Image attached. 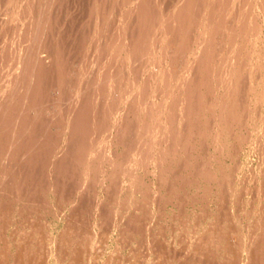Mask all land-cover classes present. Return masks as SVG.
Returning <instances> with one entry per match:
<instances>
[{"label":"bare ground","instance_id":"obj_1","mask_svg":"<svg viewBox=\"0 0 264 264\" xmlns=\"http://www.w3.org/2000/svg\"><path fill=\"white\" fill-rule=\"evenodd\" d=\"M58 1L59 0H0V9H1V7L4 8V11L2 10L3 13H0L2 16V17H0V18H2V22H0L1 23L0 24V151H2V152L4 151V153L2 155L5 156V158H9L12 162L14 161V163L16 161V164L14 167L17 168V173H16V171H11L8 173H6V172L0 173V175L2 176L1 179L4 178V179H6V181L14 179V180H17L16 182H18L19 178L23 177V176H20L21 173H23L24 169L27 170L26 166L27 167L29 166L28 171H25V172H27V173H25V174H27L26 177L27 178H28V176L31 177L30 176L31 173L34 177H37L36 176L37 174L34 175V173H36V171H34L33 168L36 167V165H38L40 171L44 170V169H42L43 163L39 164V161H42L41 158H42L43 153L45 154L46 152H48L47 148L50 149L51 151L58 148L59 156L61 157V159L59 160V163L57 165L54 164L53 168L55 169V173L53 174V176H55V174L56 175L60 174L62 177V175H64L68 169V164L73 163V162H69V161H73L71 159H73L75 157V155H78L77 160L80 159L79 155H81V154H82L81 157H83V158H84V156L86 157V160L82 158L83 163L85 164V165L84 164L83 165L84 166L87 165L86 170L90 172V170L88 169L89 163L92 164V163H94V160L96 162L97 160H102L105 156H108L105 153H107L106 148H107V143H108L109 139H110V142H113L111 140H116L118 145L120 142L121 143L123 142L122 144L125 145V150L122 148L124 150V156L123 157H122V155H121V158H118L116 156H112L113 159L110 162H108V160L105 159L104 162H107V164L109 165L108 166L109 175H110V172L112 174V173H114V171H118L122 175H128L129 172L131 171V170L129 171V169H132V167H133L132 163H134V164L137 163V165L139 164L141 168H142L141 165H143L145 167L144 164L148 165L149 163H152L157 168L159 166L161 168V164L165 163L166 159H167V162H168V160L174 162L177 152H182L184 154L186 153V151L182 148L187 146V143L189 141L188 138L192 137L190 135L195 130L201 135L200 138L209 140L208 137L210 134H208L207 131H209V133H210L212 128L216 126L217 128H215V129H217V130H216V132H214L215 135H213V136L210 135L211 139L214 140L213 142H215L213 145H215L217 143L218 138L220 137V135L222 133H223L222 135L224 136L223 130L225 128H223V124H225V127H226V124L230 125V123H232L235 118L237 119L236 114L234 112V110H235L234 108H236V106H235L236 101H235L234 95H235V91L237 92V89L239 87V85H238L239 76L242 79L241 76L243 75L242 73L245 69H247L249 71V68H250V70L251 69L253 70V69H258L260 67L258 56L256 57L257 59L253 63H250V60L254 54V50L256 48V42L259 39V36H260L261 31L263 30V26H264V24H263L264 17H262V16H264V9H263V6H260L261 4L264 3V0H170V1L167 0V4L166 5L162 4V6L161 5L159 6V4H156L157 3L156 0H153L155 3L152 2L151 0H88L89 1L88 3H92L90 5V8H88L89 9L88 18H87L88 23L86 24V22H85V24L81 25L82 27L80 28V32H81L82 31L81 29L85 26L84 29L86 28V31L85 32L82 31V34H81L76 28L77 25H75L76 29L74 30V27H73V30L74 31L77 30L78 31L77 33H80L82 37L79 36L78 41L75 43L73 41L72 35H75L76 33L72 34V31H70L71 32L70 33V35H71L70 39H72L71 44H69V43L65 44L63 37H62V34H61L62 32L57 33L58 31H56V29L58 30L60 28L59 25H58L59 28H57V26H56L57 22L61 21V20H59V18H57L56 13L61 12V10L64 7L62 5L63 7L60 8L61 10L59 12H57L58 10L56 8L59 9L58 6L61 5V4L56 5ZM76 1L77 0H75V2ZM82 1H84V0H82ZM72 2H74V1H72ZM66 3L69 4L68 2H66ZM66 3H65V5H66ZM86 3H87V1H86ZM80 4H82V3H80ZM70 5H71V2H70ZM82 5H80L79 7H81ZM74 7H73V9H74ZM54 9H55V12H54ZM71 10H72V8H71ZM80 10H77V12L79 13ZM2 11H0V12H2ZM84 11H81V13ZM62 12H63V10H62ZM72 12L75 15L78 14L77 12H75V10L74 11L72 10ZM59 15H61V14H59ZM64 16H67V15H64ZM71 16H73V15H71ZM71 16H70V18H71ZM77 17H78V15H77ZM70 18H68V19H70ZM66 19H67V17H65V20ZM74 19H73V22L76 21L77 18L75 20ZM57 20H59V21H57ZM81 22L82 21H80V23ZM76 24H77V22H76ZM82 24H83V22H82ZM62 25H65V24H62ZM65 26L69 27V26H71V24L70 25L68 24V26L67 25H65ZM65 26L63 28L66 31ZM79 27H80V24H79ZM61 30L62 29H60L59 31H61ZM67 32H65V33H67ZM64 37H66V39H67L68 36H64ZM72 45L76 46L77 48L73 47ZM259 55H260V53H259ZM245 61H247V62H245ZM245 63H246V68L244 69ZM263 68H264V66H263ZM246 71H245V73H246ZM261 73H259V74H261ZM256 77H258V75ZM243 78H244V76H243ZM263 78H264V76H263ZM257 79L259 80L261 78L259 77ZM244 80H245V78L242 81H244ZM245 82H243V83L245 84ZM247 82H248L247 85L244 86L245 92L247 91L246 92L247 94L249 93V94L253 95L254 92H256L257 90H259L262 87V90H261L262 95L260 93L261 97H260V95H258V96H256V98L257 99L258 98L259 99L264 98V79L262 81V86H259L258 85L259 82L257 84V82H255V80H253V78L251 77V72L249 71ZM242 84H240V85L242 86ZM258 87H260V88L257 89ZM244 88H243V90H244ZM242 91H241V93H242ZM258 92H260V91H258ZM243 93H244V91H243ZM240 94L238 93V95H240ZM251 95L249 97H251ZM255 95L256 94H254V96ZM237 97L238 96L236 95V98ZM246 98H247V95H246ZM252 98L254 99V97H252ZM247 99H249V98H247ZM257 99H256V101H257ZM236 100L238 102V99H236ZM242 100H246V99H242ZM250 100H251V98H250ZM253 102H255V101H253ZM258 103H261V102H257L255 104L258 105ZM244 104L246 105L249 103H244ZM249 109H250V107H249ZM251 109H254V108L252 107ZM9 110L12 113L6 115L7 113L5 114V112H7ZM243 110H242V112H243ZM250 110H248V111H250ZM255 110H253V111H255ZM256 112H257V110H256ZM247 113L249 114V112H247ZM250 115H252V114H250ZM44 116H45V119H44ZM209 118L210 119L215 118V119H212L211 122H209V121L206 122V120ZM246 119H249V116L246 115V113H245L244 119H243L244 122ZM240 120L242 122V119H240ZM262 123L264 124V117L262 119ZM237 124H239V122ZM248 124L249 123H247V125ZM261 126H263V125H261ZM48 129L50 131H48ZM215 129H214V131H215ZM229 130H230V128L227 131H229ZM108 131H113L114 134L112 135V132H111L112 136H110L108 134ZM241 131H242V129H241ZM230 132H231V130H230ZM260 133H262V132L260 131ZM231 134H233V132H231ZM252 136H254V135H252ZM231 137L232 136H230V138ZM236 137H238V136H236ZM63 138L66 140L63 141L62 140ZM222 138L224 139L225 137H222ZM261 138H263V137H261ZM59 140H60V142H59ZM226 140H227V138H226ZM237 140H238V138H237ZM198 141H200V140L198 139ZM222 141L224 142V140H222ZM248 141H249V139H248ZM110 142H109V144H110ZM193 142H194V140H193ZM200 142L202 143L204 141H200ZM235 142H238V141H235ZM258 143H256V144H258ZM178 145H180L181 148L177 147ZM221 146L223 147L224 145H221ZM238 146H237V148H238ZM249 146H251V145H249ZM201 148H202V146H201ZM110 149H108V150H110ZM185 149H187V148H185ZM215 151L219 152V150H215ZM204 152H206V151H204ZM48 153H46L45 155L47 156ZM120 153H116V155H118ZM83 154H84V156H83ZM110 154H113V152L112 153L110 152ZM110 154H109V157H111ZM69 155L70 156L72 155L73 158L71 157V159H69L68 158ZM39 156H41V158L37 162V157L39 158ZM46 156H43V157L46 158ZM187 156H188V154H187ZM199 156H202V155H199ZM213 156H217V155H213ZM23 158L26 161V164H24L26 166H22V168H21L20 165H17L19 163V162L17 163V161H21L20 159L23 160ZM209 158H211L210 155H209ZM82 159H80V160H82ZM134 160H135V162H134ZM219 160H216V161H219ZM25 161H23V162H25ZM203 161H204V159H203ZM187 162H190V160ZM97 163H101V162H97ZM97 163H96V165H97V167H99L100 165L98 166ZM181 164H183V163H181ZM139 165L137 168H139ZM194 165H192V166H194ZM55 166H56V168H55ZM179 166H181V165H179ZM179 166H177V167L179 168ZM197 166H199V165H197ZM215 166H216V163H215ZM217 166L219 167V165H217ZM23 167H25V168L23 169ZM75 167L77 168V166H74V169H75ZM188 167H190V166H188ZM188 167H187V169H188ZM9 168H8V170H9ZM45 168H46V166H45ZM90 169H91L90 173H92V167ZM167 169H169V168H167ZM180 169H183V167ZM189 169H191V168H189ZM70 170L72 171L73 169H70ZM105 170H106V168H105ZM193 170L195 173L196 169H193ZM202 170H203V168H202ZM205 170H208V169L206 168ZM95 171L98 172V170H95ZM141 171H142V169H141ZM183 171H181V172H183ZM218 171H221V170H218ZM73 172H74V170H73ZM89 172H87V173L89 174ZM93 172H94V170H93ZM103 172H105V171H102V173ZM134 172H136V170H134ZM222 172L224 173V171H222ZM76 173H77V171H76ZM178 173H180V172H178ZM188 173H189V171H188ZM192 173H193V171H192ZM220 173L221 172H219V174ZM228 173H230V171ZM25 174H23V175H25ZM41 174L46 175L47 173L45 174V172H44V174H43V172H42ZM67 174H68V172H67ZM80 174H79V176H81ZM93 174L97 175V173H92V175ZM117 174L118 173H116L115 177H117ZM139 174H141V173H139ZM156 174L158 175L159 173H156ZM190 174H191V172H190ZM197 174H198V172H197ZM48 175H46L45 178H47ZM84 175H85V173H84ZM87 175H85L86 176L85 178H87ZM134 175H135V173H134ZM168 175H167V178H168ZM79 176L77 175V178ZM172 176H174V175H172ZM199 176H200V174H199ZM38 177H40V175H38ZM56 177H58V176H55L54 178H56ZM61 177H60V179H61ZM65 177H66V174H65ZM113 177H112V180L115 178V177L114 178ZM135 177H139V176L136 175L133 178L135 179ZM163 177H166V176L163 175ZM185 177H184V179H182V181L185 180ZM208 177L207 178L204 177L202 179L203 180L208 179ZM221 177H225V176H221ZM50 178H51V176H50ZM67 178L70 179L69 177H67ZM72 178H73V176L71 177V179ZM98 178H96V179H98ZM122 178H124V177H122ZM139 178H141V177H139ZM210 178H212V177H210ZM215 178H216V176H215ZM37 179L39 182H41V180H39V178H37ZM56 179H55V181H57ZM60 179H58V180H60ZM82 179H83V177H82ZM200 179L201 178H199V181H200ZM232 179H233V177H232ZM34 180H36V178ZM73 180H74V178H73ZM114 180H116V179H114ZM114 180H113V182H114ZM126 180H127V178H126ZM53 181H54V179H53ZM93 181H95V179ZM138 181H139V179H138ZM0 182H2V181H0ZM45 182H46V179H45ZM78 182H76V183L79 184ZM85 182H86V180L84 181V184H85ZM97 182L99 183V179ZM113 182H112V184L111 183H108V184H111L113 187V185H114ZM119 182H121V181H119ZM126 182H124V183H126ZM136 182L137 181H135V183ZM169 182H170V179H169L168 183ZM221 182H219V183H221ZM6 183L8 184L9 182H6ZM25 183L28 184L26 180L24 181V184ZM46 183L48 184V181ZM68 183H69V181H68ZM135 183H133V184H135ZM160 183H162V182H160ZM163 183H164V181H163ZM64 184H67V183H64ZM142 184H145V183L143 182ZM3 185L4 184H0V199L3 197L4 190L6 189V188H4ZM37 185L38 186L41 185V189H42L41 183L40 184L37 183ZM37 185L35 187H38ZM60 185H57V187ZM137 185H136V187H137ZM146 185H148V184L146 183ZM179 185H180V183H179ZM16 186H19V184H17ZM16 186L14 187V185H13L12 186L13 188H11V191H13V189L16 188ZM24 186H26V185H24ZM24 186H22V187H24ZM30 186L32 187V184ZM30 186H29V189L31 188ZM106 186H108V185H106ZM172 186H173L172 188H174V184ZM103 187H104V185H103ZM115 187H116V185H115ZM117 187H118V185H117ZM138 187H141V186L138 185ZM154 187H155V185H154ZM168 187H169V185H168ZM73 188H71V192H72ZM122 188H124V187H122ZM151 188L152 187H150V189ZM8 189L9 188L6 189L7 190V191H5L6 193H8ZM38 189H40V188L38 187ZM38 189H35V190L37 191ZM78 189H80V188H78ZM84 189H82V190H84ZM113 189H114V187H113ZM113 189H111V190H113ZM117 189L118 188H115L116 191H117ZM163 189H164V187H163ZM165 189H166V187H165ZM182 189L184 190V188H182ZM22 190L24 191V188ZM82 190L79 193H81ZM120 190H121V187H120ZM134 190H135V187H134ZM186 190H188V189H186ZM186 190H184V192ZM219 190H221V189H219ZM25 191H27V190H25ZM42 191L44 193V190H42ZM47 191L48 190H46V192ZM56 191H57V189H56ZM65 191H66V189H65ZM76 191H79V190L76 189ZM122 191H123V189H122ZM168 191H169V189H168ZM10 192H9V194L13 193V192L12 193H10ZM20 192H21V188H20ZM29 192L30 191H28V193ZM89 192H90V189H89ZM110 192H108V193H110ZM125 192L127 193V191H125ZM128 192H129V190H128ZM36 193H37L36 195H39L38 191ZM43 193H41V194H43ZM58 193L59 192H57V194ZM74 193H76V192H74ZM138 193H140V192H138ZM142 193L143 192H141V194H140L141 196H142ZM144 193H146V192H144ZM13 194H15V193H13ZM26 194H27V192H26ZM33 194H35V193H33ZM50 194H51V192H50ZM63 194H64V192H63ZM110 194H112V193H110ZM44 195L46 196V194H44ZM69 195H71V194H69ZM116 195H115V197H117ZM132 195H134V194H132ZM168 195H171V194H168ZM182 195H185V194H182ZM32 196H29V197H32ZM64 196H65V194H64ZM124 196H126V195H124ZM187 196H188V194H187ZM23 197H24V194H23ZM37 197H39V196H37ZM13 198L16 200L15 197H13ZM62 198H63V195H62ZM66 198L69 199V197H66ZM169 198H170V196H169ZM190 198H191V196H190ZM40 199L41 198L39 197V200ZM55 199L57 200V197ZM140 199L143 200L144 198L142 197ZM58 200H60V199L58 198ZM89 200H91V198ZM146 200H148V199H146ZM155 200H156V198H155ZM223 200H224V198H223ZM5 201H7V200H5ZM29 201H30V198H29ZM124 201H125V199H124ZM45 202H43V203H45ZM71 202H73V201H71ZM132 202H133V200H132ZM206 202L207 201H205V204H206ZM3 203L4 202H2V204ZM7 203H8V201H7ZM24 203L25 202L23 201L22 206H24ZM27 203H29V202H27ZM123 203L125 204L126 201ZM8 204H10V202ZM8 204L5 207L8 206L9 208L12 209V207ZM99 204L100 203L98 202V205ZM106 204H107V202H106ZM128 204H127V207H128ZM131 204H133V203H131ZM39 205L41 206L40 203H39ZM120 205H121V203H120ZM46 206L50 207V205H48V204ZM88 206H90V205H88ZM137 206H138V204H137ZM18 207H17V209H18ZM74 207L75 206H73V208ZM120 207H123V206H120ZM134 207H133V209H134ZM42 208H43V206H42ZM55 208L57 209V207H55ZM73 208H71V209H73ZM17 209H15V211ZM25 209H27V208H25ZM30 209H31V207H30ZM52 209H54V207ZM114 209H116V207ZM259 209H262V208H259ZM0 210H1L0 213H2V214H4L6 212L5 211L6 209L2 210L0 208ZM9 210L10 209H8V211H7L8 214L10 211H12V210H10V211ZM20 210L23 211V209H20ZM58 210H59V208H58ZM108 210H110V209L108 208ZM108 210L106 209V212ZM142 210H143V208H142ZM34 212H35V210H34ZM21 215L23 216V214H21ZM72 215H70V216L72 217ZM104 216H106V214ZM104 216H103V218H104ZM62 217H64V214L62 215ZM66 217H67V215H65V218ZM260 217H261V215H260ZM30 218H31V216H30ZM67 218H70V217L68 216ZM62 219H64V218H62ZM255 219L256 218H254L253 220L256 221L257 219L256 220ZM22 220H24V219H22ZM66 220L69 221L68 219H66ZM66 220H65V222H66ZM254 221H252V222H254ZM75 222H76V220H75ZM75 222H74V224H75ZM88 222L85 226L90 224ZM38 224H39V222H38ZM218 224H219V227H221L220 226L221 223H218ZM253 224H256V223L254 222ZM79 225H80V223H79ZM230 225H228V226H230ZM29 226H31V224H29ZM256 226H257V229H255V227H254V232L252 231L253 232L252 243H251V241L249 242V240L247 241V242H249L250 246L246 245V247L249 246V249H247V250L245 249L247 252V254L245 256H247L249 264H264V213H263L262 223H259ZM249 227L250 226H248L247 228H249ZM34 228H35V226H34ZM215 228H217L216 225H215ZM22 229H23V227H22ZM124 229H126V227ZM23 230H22V232H23ZM28 230H30V229H28ZM75 230H76V228H75ZM88 230H85V231L87 232ZM131 230H132V228H131ZM214 230H212V231H214ZM251 230H253V229H251ZM41 231L42 230H40V232ZM63 231H64V229H63ZM220 231H219V234L222 233V231L221 232ZM14 232H15V234H17L16 231H13V233ZM249 232H251V231H249ZM67 233H69V232H67ZM216 233H218V231H216ZM244 233L247 234L246 232H243V234ZM22 235L24 236V234L21 233V235H19V237ZM215 235H217V234H215ZM25 236H26V234H25ZM33 236L35 237V235H33ZM218 236L220 237L221 235H218ZM222 236L224 239V235H222ZM243 236H245V235H243ZM34 237H32V238H34ZM39 237H40V239H42L40 235H39ZM64 237L66 238L67 235ZM68 237H67V240L65 239V241H68ZM226 237H228V236H226ZM46 238H47V236H46ZM79 238H81V237L79 236ZM253 238H255V240H253ZM59 239H60V237H59ZM209 239H210V241H212L211 238H209ZM209 239H207L208 242H210ZM26 240H27V238H26ZM51 240H53V239H51ZM42 241H43V239H42ZM63 241L61 240L60 243H62ZM204 241H205V239H204ZM243 241H245V240L243 239ZM13 242H15V241H13ZM36 242H38V241H36ZM69 242H68V245L70 244ZM205 242H203V243H205ZM216 242H218V241H216ZM43 243L44 242H42V244ZM52 243L55 244V241ZM77 243H78V241H77ZM197 243H199V240ZM239 243H237V244L239 245ZM29 244L31 246L32 243H29ZM56 244H57V242H56ZM65 244H67V243L65 242ZM210 244H212V243L210 242ZM228 244H227V246H228ZM237 244H236V246H237ZM252 244H253V246H255L254 248H253V246H251ZM6 245H7V247H10V246H8V244H6ZM24 245H26V244H24ZM83 245L86 246V242ZM202 245H204V244H202ZM30 246H29V248H30ZM45 246H46V244H45ZM227 246L225 245V247H227ZM233 246L231 247V249L233 248ZM22 247H24V246H22ZM59 247H60V245L58 246L57 249H60ZM77 247L81 248L79 245ZM209 247H210V245H209ZM225 247L223 249H225ZM26 248L24 247L20 252H18V254H16L14 264H44L43 262H40V260L36 261V260H33L32 258H30L29 253H28L29 248L28 249H26ZM42 248H44V247H42ZM202 248L205 249L206 251L208 249V248L207 249L205 248V245L202 246ZM240 248H242V247H240ZM68 249H73V247L68 248ZM101 249H103V248H101ZM194 249L196 250V248H194ZM203 249H202V253L204 251ZM223 249H221V250H223ZM226 249H229V248L227 247ZM231 249H229V252L231 251ZM235 249H236V247H235ZM235 249L233 248V250L236 251V253H237L238 248L236 250ZM198 250H200V248ZM243 250L244 249H242L241 251L244 252ZM1 251L2 252L0 255V261L3 262L4 260H6V256H4V255H6L7 253H4L3 249ZM6 251H7V249H5V252ZM39 251H40V249H39ZM206 251H204V252H206ZM207 252H208L207 253V255H208L209 250ZM224 252H226V251H224ZM199 253H201V252H199ZM202 253H201V256H202ZM240 253L241 252H239V254ZM10 254H7V255L10 256ZM50 254L51 253H49V255ZM76 254H77V252L74 255H76ZM81 254H82V252H81ZM210 254H211V252H210ZM232 254H234V252ZM53 255H51V256H53ZM61 255L63 256L64 254H61ZM222 256L225 257L224 255H222ZM229 256H230V254L227 257L229 258ZM13 257H15V256H13ZM13 257L11 255V258H13ZM33 257H35V256H33ZM57 257H58V255H57ZM76 257L77 256H75V257L73 256L72 259H75ZM191 257H193V256H191ZM233 257H234V255H232V257L230 259H232ZM240 257H241V255L239 256V258ZM49 259H50V257H49ZM60 259H62V258H60ZM212 259H214V258H212ZM212 259H210V260H212ZM43 260H44V258H43ZM186 260H188V258ZM197 260H199V259H197ZM239 260L242 261V259H239ZM239 260H236V262L237 261L239 262ZM62 261L63 260H61V262ZM70 261H71V259H70ZM80 261H79V264L82 262V261L81 262ZM205 261H206V257H205ZM226 261H225V263L228 264ZM64 262H65V260H64ZM132 262H133V260H132ZM200 262L202 264L203 260H200ZM200 262H199V264H200ZM230 262L232 264V261H230ZM230 262H229V264H230ZM190 263H191V261H190ZM206 263H207V261L204 262V264H206ZM74 264H75V262H74Z\"/></svg>","mask_w":264,"mask_h":264},{"label":"rangeland","instance_id":"obj_2","mask_svg":"<svg viewBox=\"0 0 264 264\" xmlns=\"http://www.w3.org/2000/svg\"><path fill=\"white\" fill-rule=\"evenodd\" d=\"M61 1L59 0L57 2L56 5H58V4H61V5L58 6L59 9L58 8H56V9L58 10L57 12H59L61 10L60 8H62L64 6L62 10H63V12L65 14L62 12V10H61V12L56 13L57 14V18H59V20H61L60 21L61 23L60 22H57V25L56 26H57V28H59V26H60V28L58 30L56 29V31H58L57 33H61L62 32L61 34H62V37H63V40H64L65 44H67V43L71 44V42H72V39H70L71 38V35H70L71 32L70 31H72V34L76 33L75 35H72L73 36L72 37L73 38V41L76 43L78 41V39H79V36H81L82 31L83 32L86 31V28L84 29L85 26L81 29L82 30L81 32H80V28L82 27L81 25H84L85 24V22H86V24L88 23V19H87L88 18V11H89L88 8H90V5L92 3H88L89 2L88 0H84V1L81 0L82 2L80 0H77L76 2H75V0H61ZM72 1H74L75 3L72 2ZM86 1H87V3H86ZM151 1L154 2L153 0H151ZM156 1H157L156 4H159V6L160 5L162 6V4H164V5L167 4V0H156ZM66 2H68L69 4H67ZM70 2H71V5H70ZM79 2L82 3L83 5L80 4ZM65 3H66V5H65ZM80 5H82V6L79 7ZM72 6L74 7V9H73ZM260 6H263V9H264V3L261 4ZM71 8H72L73 11L75 10V12H77V10H80L81 9L79 13L77 12L78 13L77 14L78 17H77V15H75L72 12ZM2 10L4 11V8L1 7L0 11H2ZM3 11L0 12V13H3ZM81 11H84V12L81 13ZM54 12H55V9H54ZM62 13L64 15H67V16H64ZM59 14H61V15H59ZM71 15H73V16H71ZM70 16H71V18H70ZM0 17H2L1 14H0ZM65 17H67V19H66L67 21L65 20ZM73 17L75 19L76 18L77 19L79 18L78 19L79 21L76 19V21L73 22V19H74ZM262 17H264V16H262ZM68 18H70V19H68ZM59 20H57V21H59ZM80 21H82L83 24H82V22L80 23ZM0 22H2V18H0ZM76 22H77V24H76ZM62 24H65L67 26H68V24L69 25L71 24V26L66 27L65 25H62ZM79 24H80V27H79ZM263 24H264V22H263ZM75 25H77V27ZM64 26L66 27V31L63 28ZM73 27H74V30L77 28V30L81 34L80 33H77L78 32L77 30L74 31L73 30ZM60 29H62V30L59 31ZM65 32H67V33H65ZM64 36H68L67 39ZM72 46L73 47H76L74 45H72ZM259 53H260V55H259ZM257 56L259 57L260 67L258 69H253V70L251 69L252 71L249 68V71L251 72V77L253 78V80H255V82H257V84L259 82L258 85L259 86H262V81L264 79L263 78V76H264V70H263L264 69L263 68V66H264V26H263V30L261 31V34L259 36V39L256 42V48L254 50V54H253V56H252V58L250 60V63H253L257 59L256 58ZM245 62H247V61H245ZM245 68H246V63L244 65V69ZM246 70L247 69H245L243 71V73H242L243 74L241 76L242 79L239 76V80L240 79L241 80L240 81L238 80L239 87L237 89V92L235 91V95H234V98H235V101H236V102L234 101L235 102V106H236V108H234L235 109L234 112L236 114L237 119L235 118L233 120V122L231 121L232 123H230V125L229 124L228 125L226 124V127H225V124H223V128H225L223 130L224 136L222 135L223 133L220 135V137L217 140V143L215 144L216 146L213 145L215 142H213L214 140L211 139V136L215 135L214 132H216V130H217V129H215V128H217L216 126L212 128V130H211L212 133L211 132L209 133V131H207V133L211 135V136L209 135V137H208L209 140L208 139H202V138H200L201 135L196 130L191 135L189 134L192 137H189L188 138L189 141L187 143V146L184 147V148H182V149H184L186 151V153H185L186 155L184 153H182V152H177V154L175 156L176 158H175V161H174L176 164L174 162L170 161V160H168V162H167V159H166L165 160V163H162L163 165L161 164V168H160V166L157 168L152 163H149L148 164L149 166L146 165V164H144L146 168L143 165H141L142 166V168H141L140 165L138 164L139 165V168H137L138 167L137 163L136 164L132 163L133 164V167H132V169H129V171L131 170L130 172L132 174L129 172L128 175H122L120 172L114 171V173H112L113 175L110 172V175H111L110 176L109 173H108V171H109L108 166L109 165L107 164V162H104L105 159H107L108 162H110L113 159L112 156H116L118 158H121V155H122V157L124 156V150H125V145L122 144L123 142L122 143L120 142L119 145H118V143L116 142V140H111L113 142H110V139H109V141L107 140L108 143H107L106 150H107V153L108 154L105 153L108 156H105L102 160H97L96 162L94 160V163H92V164L89 163L88 169L90 170V172H91V169L90 168L92 167V173H97V175H94L93 174L94 176L92 175V173H90L89 171L86 170V166L87 165L84 166L85 164L83 163V159L86 160V157L84 156V154H83L84 158L81 157V155H82L81 154V155H79V158L80 159L83 158L82 160H80V159L77 160V156L78 155H75L74 158H73L72 155L71 156L69 155V157H68L69 159H71V157L73 158V159H71L73 161H69V162H73V163L68 164V169L69 168L70 169H73L74 172H73V170L71 171L70 169L69 170L67 169V171L65 172L66 177H65V174L62 175V177H61L60 174L59 175L58 174L57 175L55 174V176H58V177H56L57 179L54 178L55 177V176H53V174L55 173V169L53 168L54 167V164L57 165L59 163V160L61 159V157L59 156V150H58V148L55 149V150H52V151L47 148L48 152L50 151L49 153L46 152V153H48L47 156L45 155L46 153L45 154L43 153L42 158H41V156H39V158L37 157V162L41 158L42 161H39V164L40 163H43V168L42 169H44V170L40 171L38 165H36V167L33 168V170L36 171V173H34V175L37 174L36 175L37 177H34L32 175V173L30 172L31 173V175H30L31 177L28 176V178H27L26 177L27 174H25L27 172H25V171H28L29 166L27 167L26 165H24V164H26L25 159L23 158V160L20 159L21 161H17V163L19 162L17 165H20L21 168H22V166H26V168H27V170H25L24 169L25 167H23L24 171L20 175V176H23L24 178L23 177L22 178L20 177L19 180H18V182H16L17 180H14V179L9 180V181L7 180L6 181V179H4V178H3L4 180L1 179L2 176L0 175V181H2V182H0V184H4L3 186L6 189L9 188L8 189V193L5 192V191H7L6 189L4 190V193H3L4 195L0 199V208L2 210L3 209H6L5 210L6 212L4 214L0 213V233H1L0 234V255H1V252H2L1 250L2 249H3L4 253H7V254H10L11 253L10 256L7 255V254L4 255V256H6V260L7 261L6 260H4V261L2 260L3 262L0 261V264H14L15 263L16 254H18V252H20L24 247L26 248L28 245L30 246L29 243H32V244H31L30 248L28 246L26 249L29 248L28 249V253H29L30 258H32L33 260H36V261H39L40 260V262H43L44 264H72V263L74 264V262H75V264H77V263L79 264V261L80 260L83 262L82 263L80 261L82 264H86V263L87 264H94V263L95 264H199L200 260H203V263L202 264H204V262H206V261H207L208 264H218V263L219 264H223V263L226 264L225 263L226 260H227L226 262L228 264H229L230 261H232V264H234L236 262V260H239V259H242L243 262L241 260H239L240 263L237 261L236 262L237 264L238 263L239 264H249L248 263L247 256H245L247 254L246 250L249 249V246H250L249 245V242L251 241V243H252V234L254 232V227H255V229H257V226L256 225L259 224V223H262V221H263V213H264V150H263L264 149V145H263L264 144V142H263L264 141L263 140L264 139V132H263L264 131L263 130L264 129L263 128L264 127V124L262 123V119L264 117V109H263L264 108V98H262V99H259V98L257 99L256 98V96L260 95V93L262 95V91H261L262 90V87L261 88L258 87L257 89H259V88L260 89L257 90L256 92H254L253 95H251L249 93L247 94L246 93L247 91L245 92L244 86H246L247 83H248L247 81H248V72H249L248 70L247 71ZM245 71H246V73H245ZM259 73H261V74H259ZM256 74L258 75V77H256L257 76ZM243 76L245 78L244 81H242L244 79ZM259 77L261 78V79H259L260 81L257 79ZM243 82H245V84ZM240 84H242V86ZM243 88H244V90H243ZM242 90L244 91V93H243ZM241 91H242L243 94L241 93ZM258 91H260V92H258ZM238 93L239 94L241 93V94L238 95ZM254 94H256V95L254 96ZM236 95L239 98L238 97L236 98ZM246 95H247V98H249V99L246 98ZM250 95H251V97H249ZM261 95H260V97H261ZM252 97H254L255 100ZM250 98H251V100H250ZM236 99H238V102H237ZM242 99H246V100H242ZM256 99H257V101H256ZM253 101H255V102H253ZM257 102H261V103H258L259 106L257 104H255ZM244 103H249V104H246L245 105ZM249 107H250V109L252 107L254 109H251L250 110ZM255 109L257 110L258 113L256 112ZM242 110H243V112L244 111L245 112L243 113ZM248 110H250V111H248ZM253 110H255V111H253ZM247 112H249V114ZM11 113L12 112L10 110L7 111V112H5L6 115L11 114ZM245 113H246V115L249 116V119H246L245 122H244L243 119H244ZM250 114H252V115H250ZM44 119H45V116H44ZM212 119H215V118H212ZM212 119L209 118V119L206 120V122H208V121L211 122ZM240 119H242V122H241ZM238 122H239V124H237ZM247 123H249V124L247 125ZM261 125H263V126H261ZM229 128H230L231 132H233V134H231L230 130L227 131ZM214 129H215V131H214ZM241 129H242V131H241ZM48 131H50V130L48 129ZM260 131L262 133H260ZM111 132H112V135L114 134L113 131H108V134L110 136H112L111 135ZM229 135L232 136V137L230 138ZM235 135L238 136V137H236ZM252 135H254V136H252ZM222 137H225V138L223 139ZM261 137H263V138H261ZM226 138H227V140H226ZM237 138H238V140H237ZM198 139L200 141H204V142L201 143L200 141H198ZM248 139H249V141H248ZM62 140L65 141L66 139L63 138ZM193 140H194V142H193ZM222 140H224V142ZM235 141H238V142H235ZM59 142H60V140H59ZM109 142H110V144H109ZM256 143H258V144H256ZM221 145H224V146L222 147ZM249 145H251V146H249ZM201 146H202V148H201ZM237 146H238V148H237ZM177 147L181 148L180 145H178ZM116 148L117 149L119 148V149L117 150ZM185 148H187V149H185ZM108 149H110V150H108ZM120 150L121 151L123 150V151L121 152ZM215 150H219V152H217ZM204 151H206V152H204ZM110 152L111 153L113 152V154H110ZM3 153H4V151L3 152L0 151V155H1L0 156V173H4V172L8 173V172H11V171H16V173H17V168L14 167L15 164H16V161L14 163V161L12 162L9 158H5V156L2 155ZM116 153H120V154L116 155ZM207 153L210 155L211 158H209V155ZM109 154H110L111 157H109ZM187 154H188V156H187ZM199 155H202L203 157L202 156H199ZM213 155H217L218 157L217 156H213ZM43 156H46V158L43 157ZM202 158L204 159V161H203ZM189 160H190V162H187ZM208 160L209 161L211 160V161L209 162ZM216 160H219V161H216ZM23 161H25V162H23ZM75 161L76 162L78 161L77 162L78 164ZM97 162H101V163H97ZM134 162H135V160H134ZM96 163L98 164V166L99 165L100 166L97 167ZM181 163H183L184 165L181 164ZM215 163H216V166H215ZM178 164L181 165V166H179ZM192 165H194V166H192ZM197 165H199V166H197ZM217 165H219V167ZM45 166H46V168H45ZM74 166H77V168L75 167V169H74ZM177 166H179V168ZM188 166H190V167H188ZM182 167H183V169H180ZM187 167H188V169H187ZM8 168H9L10 171L8 170ZM55 168H56V166H55ZM105 168H106V170H105ZM167 168H169V169H167ZM189 168H191V169H189ZM202 168H203V170H202ZM206 168L208 170H205ZM141 169H142V171H141ZM193 169H196L195 170V173H194V170ZM75 170L77 171V173H76ZM93 170H94V172H93ZM95 170H98V172L95 171ZM134 170H136V172H134ZM218 170H221V171H218ZM102 171H105V172L102 173ZM181 171H183V172H181ZM188 171H189V173H188ZM192 171H193V173H192ZM222 171H224V173ZM229 171H230V173H228ZM42 172H43V174H44V172H45V174L47 173L46 175H48L50 173L49 175L51 176V178H50L49 175L47 176V178H45L46 175H42L41 174ZM67 172H68V174L69 173L70 174L68 175ZM83 172L85 173V175H87L88 174L87 172H89V174L87 175V178H85L86 176L84 175ZM178 172H180V173H178ZM190 172H191V174H190ZM197 172H198V174H197ZM219 172H221L223 175L221 173L219 174ZM116 173L119 174V175L117 174V177H115ZM134 173H135V175H134ZM139 173H141V174H139ZM156 173H159L158 174L159 176ZM23 174H25V175H23ZM79 174L81 176H79ZM171 174L174 175V176H172ZM199 174H200V176H199ZM38 175H40L41 178L38 177ZM77 175L79 176L78 178H77ZM136 175L139 176V177H141V178L135 177V179H134L133 177L136 176ZM163 175L166 176V177H163ZM167 175H168V178H167ZM220 175L221 176H225V177H221ZM72 176H73L74 180H73V178L71 179ZM215 176H216V178H215ZM60 177H61V179H60ZM67 177H69L70 179H68ZM82 177H83V179H82ZM112 177L114 179H116V180L113 179L114 182L112 180ZM122 177H124V178H122ZM184 177H185V180L182 181V179H184ZM204 177L205 178L208 177V179H204L203 180L202 178H204ZM210 177H212V178H210ZM232 177H233V179H232ZM35 178H36V180H34ZM37 178H39V180H41V182H39ZM96 178L99 179V183L97 182L98 179H96ZM126 178H127V180H126ZM137 178L139 179V181H138ZM176 178L177 179L179 178L178 179L179 181ZM199 178H201L200 181H199ZM45 179H46V182L48 181V184L45 182ZM53 179H54V181H53ZM55 179L57 181H55ZM58 179H60L61 181L58 180ZM84 179L86 180V182L88 184L86 182L84 184V181H85ZM94 179H95V181H93ZM169 179H170V182L168 183ZM25 180L27 181L28 184H26V183L24 184V181ZM122 180L124 182H126V181L127 182L124 183ZM68 181H69V183H68ZM111 181L114 184L113 185L114 189H113V187L111 185L112 184ZM119 181H121V182H119ZM135 181H137V182L135 183ZM159 181L162 182V183H160ZM163 181H164V183H163ZM6 182H9V183L7 184ZM36 182L38 184H40V183L42 184V189H41V185L38 186ZM76 182H78L79 184H77ZM141 182L142 183L144 182L145 184H142ZM219 182H221V183H219ZM30 183L32 184V187L30 186L31 185ZM64 183H67V184H64ZM108 183H111V184H108ZM133 183H135V184H133ZM146 183L148 185H146ZM179 183H180V185H179ZM17 184H19L20 187L19 186H16ZM137 184L139 186H141V187H138ZM173 184H174V188H172L173 187L172 186ZM13 185H14V187L16 186V188H14L13 191H11V188H13L12 187ZM24 185H26L28 188L26 186H24ZM36 185L40 189H38V187H35ZM57 185H60V186L57 187ZM103 185H104V187H103ZM106 185H108V186H106ZM115 185H116V187H115ZM117 185H118V187H117ZM136 185H137V187H136ZM154 185H155V187H154ZM168 185H169V187H168ZM185 185L186 186L188 185V186L186 187ZM22 186H24V187H22ZM29 186L31 187L30 189H29ZM120 187H121V190H120ZM122 187H124V188H122ZM134 187H135V190H134ZM150 187H152V188L150 189ZM163 187H164V189H163ZM165 187H166V189H165ZM20 188H21V192H20ZM23 188H24V191L25 190H27V191L24 192L22 190ZM71 188H73L72 189V192H71ZM78 188H80V189H78ZM115 188H118L117 191L115 190ZM182 188H184V190H186V189H188V190H186L184 192V190ZM35 189H38L37 191H38V194L39 195H36L37 194L36 193L37 191ZM56 189H57V191H56ZM65 189H66V191H65ZM76 189L79 190V191H76ZM82 189H84V190H82ZM89 189H90V192H89ZM111 189H113V190H111ZM122 189H123V191H122ZM168 189H169V191H168ZM219 189H221V190H219ZM42 190H44V193H43ZM46 190H48V191L46 192ZM81 190H82V192L79 193ZM128 190H129V192H128ZM28 191H30V192L28 193ZM125 191H127V193ZM9 192L10 193L13 192L15 194H13V193L12 194H9ZM26 192H27V194H26ZM50 192H51V194H50ZM57 192H59L60 194L59 193L57 194ZM63 192H64L65 196H64ZM74 192H76V193H74ZM108 192H110L112 194H110ZM138 192H140V193H138ZM141 192H143L142 193V196L140 195ZM144 192H146V193H144ZM33 193H35V194H33ZM41 193H43V194H41ZM23 194H24V197L25 198L23 197ZM44 194H46V196ZM61 194L63 195V198H62V195ZM69 194H71V195H69ZM132 194H134V195H132ZM168 194H171V195H168ZM182 194H185L186 196L188 194L189 197L188 196L186 197L185 195H182ZM115 195L117 197H115ZM124 195H126V196H124ZM29 196H32V197H29ZM37 196H39L41 198L40 200L42 202L39 200V197H37ZM169 196H170V198H169ZM190 196H191V198H190ZM13 197H15L16 200ZM56 197H57V200L55 199ZM66 197H69V199L66 198ZM142 197L144 198L143 199L144 201L140 199ZM29 198H30V201H29ZM58 198L60 200H58ZM90 198H91V200H89ZM145 198L148 199V200H146ZM155 198H156V200H155ZM223 198H224V200H223ZM124 199L126 201L125 204L123 203V202H125ZM5 200H7L8 203L10 202V204H8L7 201H5ZM132 200H133V202H132ZM23 201L25 202L24 203V206H22L23 205ZM71 201H73V202H71ZM205 201H207L206 204H205ZM2 202H4V203L2 204ZM27 202H29L30 204L27 203ZM43 202H45V203H43ZM98 202L100 203L99 205H98ZM106 202H107V204H106ZM39 203L41 204V206L39 205ZM120 203H121V205H120ZM131 203H133V204H131ZM7 204L10 205L12 207V209L9 208L8 206L5 207ZM47 204L50 205V207L46 206ZM127 204H128V207H127ZM137 204H138V206H137ZM88 205H90V206H88ZM42 206H43V208H42ZM73 206H75V207L73 208ZM120 206H123V207H120ZM17 207H18V209H17ZM24 207L27 208V209H25ZM30 207H31V209H30ZM53 207H54L55 210L52 209ZM55 207H57V209ZM70 207L73 208V209H71ZM115 207H116V209H114ZM133 207H134V209H133ZM58 208H59V210H58ZM108 208L110 210H108ZM142 208H143V210H142ZM259 208H262V209H259ZM8 209L12 210V211L9 210L10 211L9 214L7 212ZM15 209H17V210L15 211ZM20 209H23V211L20 210ZM106 209L108 210L107 212H106ZM34 210H35V212H34ZM0 212H1V210H0ZM104 213L106 214L107 217L104 216L105 215ZM21 214H23V216ZM63 214H64V217H62ZM69 214L72 215V217ZM65 215H67V217L69 216L70 218H67V217L65 218ZM260 215H261L262 218L260 217ZM30 216H31V218H30ZM103 216H104V218H103ZM62 218H64V219H62ZM254 218H256L257 220L255 219L256 221H254L253 220ZM22 219H24V220H22ZM66 219H68L69 221H67ZM65 220H66V222H65ZM75 220H76V222H75ZM252 221H254L256 224H253L254 222H252ZM38 222H39V224H38ZM74 222H75V224H74ZM87 222L90 223V224L87 225L88 227L85 226L87 224ZM79 223H80V225H79ZM218 223H221L220 226L222 228L219 227V224ZM29 224H31V226H29ZM215 225H216L217 228H215ZM228 225H230V226H228ZM247 225L250 226L251 228L250 227L247 228L248 227ZM34 226H35V228H34ZM22 227H23L24 230L22 229ZM125 227H126V229H124ZM75 228H76V230H75ZM131 228H132V230H131ZM21 229L23 230V232L25 230L26 231L23 233ZM28 229H30V230H28ZM63 229H64V231H63ZM70 229L71 230L73 229V230L71 231ZM251 229H253V230H251ZM40 230H42L43 232L41 231L42 232L41 233ZM85 230H88V231L86 232ZM212 230H214V231H212ZM220 230L222 231L221 234H219V231ZM13 231H16L17 234H15V232L13 233ZM216 231H218V233H216ZM249 231H251V232H249ZM67 232H69L70 234L67 233ZM243 232H246L248 235L245 234V233L243 234ZM21 233L24 234V236L22 235V236L19 237V235H21ZM25 234H26V236H25ZM30 234L31 235L32 234L35 235V237L33 235L31 236ZM215 234H217V235H215ZM39 235L41 236V238L43 239V241H42V239H40ZM63 235L64 236L67 235V237L69 236L68 237V241H65V239L67 240V237L65 238ZM218 235H221V236L224 235V239H223V236L222 237L221 236L219 237ZM243 235H245V236H243ZM46 236H47V238H46ZM79 236L81 238H79ZM226 236H228V237H226ZM32 237H34V238H32ZM59 237H60V239H59ZM26 238H27V240H26ZM203 238L205 239L206 242L204 241ZM206 238L207 239L211 238L212 241H210V239H209V241L212 244H210V242H208ZM51 239H53V240H51ZM214 239L216 241H218V242H216ZM243 239L245 241H243ZM35 240L38 241V242H36ZM61 240L62 241L64 240V241L62 243H60ZM76 240L78 241V243H77ZM198 240H199V243H197ZM248 240H249V242H247ZM253 240H255V238H253ZM13 241H15V242H13ZM54 241H55V244L52 243ZM84 241L86 242V246L83 245L85 243ZM202 241L205 242L207 245L205 243H203ZM42 242H44L46 244V246H45L44 243L42 244ZM56 242H57V244H56ZM65 242L67 244H65ZM68 242L70 243L69 245H68ZM102 243L103 244L105 243V244L103 245ZM237 243H239V245ZM6 244H8V246H10V247H7ZM24 244H26L27 246L24 245ZM202 244L205 245V248L206 249L208 248L207 251L209 250V254L211 252L210 255L209 254L207 255L208 252L205 249L202 248V246H204ZM227 244H228V246H227ZM236 244H237V246H236ZM59 245H60V247H59L60 249H57ZM78 245L82 249L79 248V247H77ZM209 245H210V247H209ZM225 245L229 249H231V247L234 245L233 246L234 249H235V247H236V249L238 248L237 253H236V251L233 250V248L229 252V249H226L227 247H225ZM246 245H249V246L246 247ZM22 246H24V247H22ZM251 246H253V244ZM42 247H44V248H42ZM71 247H73L74 250L73 249H68V248H71ZM224 247H225V249H223ZM240 247H242V248H240ZM254 247L255 246H253V248ZM4 248L7 249L6 252H5V249ZM101 248H103V249H101ZM194 248H196V250ZM199 248H200V250H198ZM201 248L204 251H206V252L203 251V253H202V249ZM39 249H40V251H39ZM221 249H223V250H221ZM242 249H244L243 250L244 252L241 251ZM224 251H226V252H224ZM238 251L241 252V253L239 254ZM76 252H77V254L74 255ZM81 252H82V254H81ZM199 252L202 253V256H201V253H199ZM231 252L232 253L234 252V254H232ZM49 253H51V254L49 255ZM61 254H64L63 255L64 257ZM229 254H230L231 257H232V255H234V257H233L234 259L233 258L230 259L231 258L230 256L228 258L227 256ZM11 255H12V257L13 256H15V257L11 258ZM51 255H53V256H51ZM57 255H58V257H57ZM222 255H224L225 257H223ZM240 255H241V257L239 258ZM33 256H35V257H33ZM73 256L74 257L77 256V257L75 259H72ZM191 256H193V257H191ZM204 256L206 257V261H205V257ZM235 256L236 257L238 256V257L236 258ZM49 257H50V259H49ZM43 258H44V260H43ZM60 258H62V259H60ZM187 258H188V260H186ZM212 258H214V259H212ZM70 259H71L72 262L70 261ZM197 259H199V260H197ZM210 259H212V260H210ZM61 260H63V261L61 262ZM64 260H65V262H64ZM132 260H133V262H132ZM190 261H191V263H190ZM200 264H201V262H200ZM230 264H231V262H230Z\"/></svg>","mask_w":264,"mask_h":264}]
</instances>
